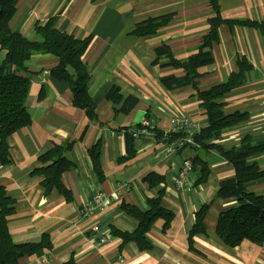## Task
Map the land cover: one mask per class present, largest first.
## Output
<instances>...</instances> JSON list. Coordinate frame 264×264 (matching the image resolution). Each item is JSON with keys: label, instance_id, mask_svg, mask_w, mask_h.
<instances>
[{"label": "crops", "instance_id": "0c3cea01", "mask_svg": "<svg viewBox=\"0 0 264 264\" xmlns=\"http://www.w3.org/2000/svg\"><path fill=\"white\" fill-rule=\"evenodd\" d=\"M226 20L264 22V0H219ZM171 15L170 23L152 37L131 34L135 25L148 18ZM57 16L59 30L77 39L92 36L82 57L90 71L89 95L96 101V121L72 105L68 85L54 79L50 71L57 64L52 55H34L26 63L29 78L27 127L7 138L10 163L0 164V188L14 202L8 217V231L15 243H36L47 235L51 250L41 263L38 256H24L19 264H63L73 258L75 264H264V244L243 241L230 249L216 236V219L222 210L234 206V200L215 198L222 180L234 175L233 168L215 151L207 154L210 176L205 183L189 190H177L174 182L182 161L193 153L167 155L153 139L133 141L135 156L126 155V131L135 129L146 119L153 120L161 131L172 129L173 116L187 117L198 127L206 125V115L199 106L195 90H166L160 78L182 77L183 72L170 66H154L155 49L168 46L176 59L194 54L208 32L213 16L208 0H19L9 23L13 32L36 40L34 25ZM214 64L200 69L198 89L207 90L237 72V58L250 65L246 83L225 95L221 101L227 113L246 115L244 122L226 129L221 144L225 149L238 147L243 137L252 143L264 140V30L256 27L223 25L218 41L212 46ZM4 52L0 50V63ZM167 60H161L160 64ZM113 86L124 96H134L138 103L128 114L115 115V106L104 98ZM103 141L99 182L88 157L89 148ZM71 143L66 157L72 164L61 182L70 192L66 200L56 189L45 192L42 176L32 174L40 167L38 158L53 145ZM264 170V152L256 158ZM156 173L165 181L148 187L144 178ZM197 179V173L195 174ZM163 188L162 205L175 214L166 232L163 221L152 226L148 239L151 248L140 251L134 242L120 247L121 240L112 230L132 232L137 222L121 209L122 204L147 210V199ZM191 190V191H190ZM247 190L264 195V179L249 183ZM96 191L107 196L104 208L91 217H82L83 204ZM204 218L205 235L193 238L189 249L188 232L194 213L210 203ZM98 223L111 240L100 244L90 228Z\"/></svg>", "mask_w": 264, "mask_h": 264}, {"label": "trees", "instance_id": "16d2710c", "mask_svg": "<svg viewBox=\"0 0 264 264\" xmlns=\"http://www.w3.org/2000/svg\"><path fill=\"white\" fill-rule=\"evenodd\" d=\"M19 0H0V50L4 58L0 63V164L8 165L11 161L7 138L20 129L27 127L31 119L27 113V98L30 80L25 75L26 63L34 55H52L57 58V64L51 69L50 75L59 81L65 82L71 91V101L75 108L84 112L91 121H96V101L89 95L90 71L82 62V57L88 50L93 37L77 39L57 28V16L34 25L36 40H31L23 34L13 32L9 23L16 13ZM213 16L207 21L208 32L202 37L194 54L184 60L176 59L171 49L160 45L155 49L156 58L153 65L170 66L180 69L182 77L166 76L160 78L163 87L168 91H177L184 88L195 90L200 108L206 115V125L199 127L193 134V144L187 149L193 154L189 156L192 165L194 183H205L210 176L207 154L215 150L232 168L234 175L219 182L215 198L234 200L235 205L219 212L216 219V236L230 249H235L243 241H249L257 246L264 244V195L250 192L247 185L264 179L262 170L255 159L264 152V140L252 143L250 137L241 139L238 147L225 149L219 144L224 130L234 127L245 121L243 113H227L221 99L246 83L250 65L244 57L237 58V72L220 84L207 90L198 89L197 81L200 69L214 64L212 53L213 44L218 41V31L223 25L230 27H256L264 30V22L256 23L249 20H226L222 17L219 0H208ZM171 15L148 18L135 25L132 35L136 37H152L160 28L168 25ZM161 60H167L160 64ZM104 98L115 106V115L128 114L136 107L138 99L134 96H124L118 87H111ZM151 121L146 119L145 122ZM142 124L135 127L138 128ZM130 131H126V155L124 160L135 156L133 148L134 138ZM165 131L156 129L153 140L161 142ZM169 139L174 140L182 136L179 133H168ZM72 147L71 143L53 145L52 148L39 156L40 167L32 174L42 176L41 185L45 192L56 189L66 200H71L70 192L61 182L63 173L72 165L66 157ZM103 141L97 140L88 150V157L92 171L99 182L104 180L101 169V154ZM177 154V153H175ZM197 173V179L195 174ZM144 181L148 187H159L165 179L156 173H150ZM193 183V185H195ZM163 188L159 189L154 198L147 199V210H141L135 205L122 204L121 209L136 220L137 226L132 232L112 230L111 235L121 240L120 247L134 242L140 251L151 248L148 234L158 220H162L163 231L166 232L175 218V214L162 205ZM13 200L0 188V264H19L24 256H42L51 250V243L47 235H43L36 243H15L8 231V217L13 214ZM210 203H204L194 213V222L188 232L189 249L193 250V238L196 235H205L204 218L209 210ZM63 264H75L70 258Z\"/></svg>", "mask_w": 264, "mask_h": 264}, {"label": "built area", "instance_id": "2783aa9c", "mask_svg": "<svg viewBox=\"0 0 264 264\" xmlns=\"http://www.w3.org/2000/svg\"><path fill=\"white\" fill-rule=\"evenodd\" d=\"M172 129L169 131H165L163 136L161 137L160 144L164 147V151L167 155H173L178 153V151L187 148L188 146L193 144V134L198 132L199 127L187 117H178L174 116L171 119ZM156 127L153 121L144 122L142 126L132 129L130 131L131 136L134 139L143 137L152 139L154 136V131ZM179 133L182 136L178 139L170 140L168 133ZM194 179L192 173V165L191 161L186 158L182 161L181 167L178 171L177 178L174 182L175 188L177 190H189L193 187ZM107 201V196L101 192L96 191L90 199H88L84 204L82 209L80 210V214L82 217H91L96 211L102 210ZM90 231L97 238V241L100 244H106L109 242V235L107 231H103L97 224H93L90 228ZM40 262L43 263L46 261L45 256L39 257Z\"/></svg>", "mask_w": 264, "mask_h": 264}, {"label": "rangeland", "instance_id": "374dc122", "mask_svg": "<svg viewBox=\"0 0 264 264\" xmlns=\"http://www.w3.org/2000/svg\"><path fill=\"white\" fill-rule=\"evenodd\" d=\"M173 117H174V116H173ZM173 117H172V118H173ZM172 118H171V119H172ZM152 121H153V120H152ZM170 121H171V120H170ZM156 129H158V128H156ZM188 159H189V157H188ZM189 160H190V159H189ZM191 190H192V189H191ZM191 190H190V191H191ZM89 199H90V198H89ZM98 211H101V210H98ZM98 211H96V213H95L94 215H96V214L98 213ZM86 218H87V217H86ZM94 224H97V225L99 226L98 223H94ZM99 227H100V226H99ZM100 229H101V228H100ZM101 230H103V229H101ZM103 231H105V230H103ZM91 234H92V232H91ZM108 235H109V241H110V240H111L110 234H108ZM92 236L94 237L93 234H92ZM94 238H96V237H94Z\"/></svg>", "mask_w": 264, "mask_h": 264}]
</instances>
